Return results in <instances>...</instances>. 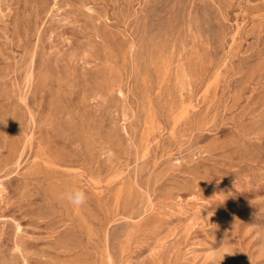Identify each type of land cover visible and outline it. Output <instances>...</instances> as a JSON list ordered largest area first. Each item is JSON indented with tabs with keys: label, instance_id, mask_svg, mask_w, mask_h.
<instances>
[{
	"label": "rangeland",
	"instance_id": "obj_1",
	"mask_svg": "<svg viewBox=\"0 0 264 264\" xmlns=\"http://www.w3.org/2000/svg\"><path fill=\"white\" fill-rule=\"evenodd\" d=\"M0 264H264V0H0Z\"/></svg>",
	"mask_w": 264,
	"mask_h": 264
},
{
	"label": "clouds",
	"instance_id": "obj_2",
	"mask_svg": "<svg viewBox=\"0 0 264 264\" xmlns=\"http://www.w3.org/2000/svg\"><path fill=\"white\" fill-rule=\"evenodd\" d=\"M58 198L73 207H81L87 202V193L75 186L68 187L58 194Z\"/></svg>",
	"mask_w": 264,
	"mask_h": 264
},
{
	"label": "bare ground",
	"instance_id": "obj_3",
	"mask_svg": "<svg viewBox=\"0 0 264 264\" xmlns=\"http://www.w3.org/2000/svg\"><path fill=\"white\" fill-rule=\"evenodd\" d=\"M199 209V208H198Z\"/></svg>",
	"mask_w": 264,
	"mask_h": 264
}]
</instances>
